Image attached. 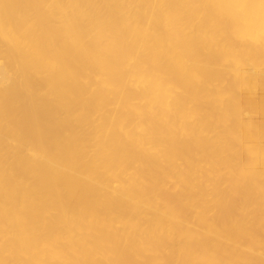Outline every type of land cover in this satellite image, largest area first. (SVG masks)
Returning <instances> with one entry per match:
<instances>
[{"label": "bare ground", "instance_id": "bare-ground-1", "mask_svg": "<svg viewBox=\"0 0 264 264\" xmlns=\"http://www.w3.org/2000/svg\"><path fill=\"white\" fill-rule=\"evenodd\" d=\"M0 264H264V0H0Z\"/></svg>", "mask_w": 264, "mask_h": 264}]
</instances>
